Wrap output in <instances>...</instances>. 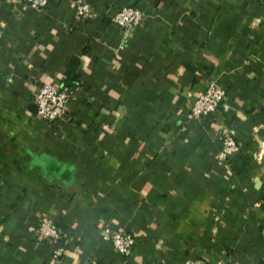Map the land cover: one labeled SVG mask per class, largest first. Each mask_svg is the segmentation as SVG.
I'll return each mask as SVG.
<instances>
[{"label":"crops","instance_id":"0c3cea01","mask_svg":"<svg viewBox=\"0 0 264 264\" xmlns=\"http://www.w3.org/2000/svg\"><path fill=\"white\" fill-rule=\"evenodd\" d=\"M48 1L0 0V264L48 258L42 217L62 221L65 264L264 260V0H88L85 17ZM122 3L146 16L121 47ZM70 57L79 84L45 121L34 91ZM210 78L225 99L187 119ZM226 131L240 149L220 160ZM104 228L132 233L130 251Z\"/></svg>","mask_w":264,"mask_h":264},{"label":"built area","instance_id":"2783aa9c","mask_svg":"<svg viewBox=\"0 0 264 264\" xmlns=\"http://www.w3.org/2000/svg\"><path fill=\"white\" fill-rule=\"evenodd\" d=\"M15 3L29 6L35 11H41L48 4V0H13ZM73 9L78 17H85L91 12V3L88 0H72ZM146 13L143 7L137 4L122 3L110 14L111 21L116 25L120 33L121 44L126 43L136 28L145 18ZM189 97L191 90L184 91ZM70 97V90L54 82H40L34 91L33 102L36 106L35 114L45 120L52 121L62 116L66 103ZM225 89L215 78H210L204 91L200 92L191 102L188 103L185 117L187 119L201 120L211 116L225 99ZM222 148L218 158L226 159L229 155L238 150L239 145L226 131L221 136ZM63 230L56 226L52 220L42 217L35 226V238L38 241H47L51 245L48 258L41 264H65L63 259ZM103 237L106 238L114 252L127 254L135 237L132 233L121 229L109 230L104 228ZM182 264H199L196 259L186 258ZM233 264V263H226Z\"/></svg>","mask_w":264,"mask_h":264},{"label":"trees","instance_id":"16d2710c","mask_svg":"<svg viewBox=\"0 0 264 264\" xmlns=\"http://www.w3.org/2000/svg\"><path fill=\"white\" fill-rule=\"evenodd\" d=\"M49 2V1H48ZM47 6V5H46ZM45 6V7H46ZM140 6V5H139ZM44 7V8H45ZM42 11V10H41ZM110 17V16H109ZM77 58L76 57H70V59L68 60V63L64 69V75L61 79V84L60 86L62 87H66L67 89H69L71 91V89L73 87H75L77 84H79V74L78 72L75 70V66L77 64ZM217 82L225 89V92L227 93V88L226 86L220 82V80L216 79ZM220 106V105H219ZM206 119V118H205ZM205 119H201V121H204ZM240 149V147L238 148V150ZM56 226L60 227L61 229L62 227V221L58 220V221H52ZM134 244V243H133ZM133 246V245H132ZM132 248V247H131ZM124 255V254H123ZM184 259L182 260L183 263ZM257 264H264V260L259 261Z\"/></svg>","mask_w":264,"mask_h":264},{"label":"water","instance_id":"95a60500","mask_svg":"<svg viewBox=\"0 0 264 264\" xmlns=\"http://www.w3.org/2000/svg\"><path fill=\"white\" fill-rule=\"evenodd\" d=\"M29 107H30V109L32 110V112H36V106H35V103L33 102V103H30L29 104Z\"/></svg>","mask_w":264,"mask_h":264}]
</instances>
